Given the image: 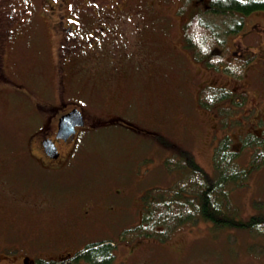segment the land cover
<instances>
[{"label": "rangeland", "instance_id": "374dc122", "mask_svg": "<svg viewBox=\"0 0 264 264\" xmlns=\"http://www.w3.org/2000/svg\"><path fill=\"white\" fill-rule=\"evenodd\" d=\"M7 1L0 0V3ZM58 1L62 2L60 12L76 14L74 17L81 21L78 30L82 37L91 35L94 27L100 32V25L107 31L98 35L101 46L83 45L80 41L67 43L62 36L75 34L66 33L57 9L48 7L44 0H20L22 6L17 13H27L30 17L23 21L16 13L23 22L18 26L16 38L10 41L6 55V74L20 86L0 91V233H4L3 238L19 244L21 251L34 258L57 254L73 241L84 245L112 237L119 243L112 249L115 258L111 264H264L261 237L242 233L238 228L215 227L203 218L183 222L166 240L149 236L122 242L119 233L137 224L140 215H88L86 220L82 215H74L77 205H82L83 212L88 203H99L102 192L111 193L112 189L116 196L111 193L113 202L109 200V203L116 206L114 211H122L118 195L128 188L130 194H136L131 207L137 212L148 185L172 186L183 176L181 168L167 169L165 164L179 146L189 148L198 162L209 169L219 135L225 130L233 140L234 123L248 119L249 115L245 114H250L252 107L264 99V54L243 77L213 76L200 71L202 65L181 51L183 27L189 19L179 11L184 0H129L128 10L120 13L113 10L118 0ZM194 8L191 6L187 14ZM4 14L0 7V16ZM111 28L113 31H109ZM244 39L252 44V38L244 36L237 38V42ZM61 61H68L66 73L70 75L65 83L73 79L66 98L71 103L79 102L91 123L96 120L101 123L94 143L86 144L82 154L76 156L62 175L32 162L29 156V166L19 160L32 125L40 123L34 100L56 99L57 89L61 87L57 65ZM119 76L123 77L120 83L116 82ZM194 76L201 78L202 84V80L215 84L219 80L238 92L251 86L248 90L255 99L251 103L247 99L243 103L224 101L223 104L232 107L231 112L220 101L209 107L201 106L198 111L199 83L192 80ZM25 88L28 94H23ZM111 115L132 124L106 125ZM220 117L224 118V125L217 123ZM225 125L231 128L226 130ZM162 132L173 143L172 149L158 138ZM251 152L247 149L242 152L244 161L250 158ZM250 177L251 174L246 186L236 190L234 196L240 207L244 206L245 199L248 213L264 212V170L261 177L259 174ZM53 182L58 194L51 193L49 198L44 190ZM10 186H21V190L16 188L13 195H8L5 192L13 193ZM23 186L41 194H24ZM21 193L19 198L30 203L13 197ZM124 207L129 211V205ZM100 212H105L102 205ZM241 215L249 216L243 215L242 209ZM146 250L153 253L151 257L149 253L148 257L144 255Z\"/></svg>", "mask_w": 264, "mask_h": 264}, {"label": "trees", "instance_id": "16d2710c", "mask_svg": "<svg viewBox=\"0 0 264 264\" xmlns=\"http://www.w3.org/2000/svg\"><path fill=\"white\" fill-rule=\"evenodd\" d=\"M206 1V4L197 5L193 0H184L179 5V11L189 18L183 27L184 41L180 44L181 51L183 53H189L188 51H190L189 54H193L198 61H205L207 65L217 69L223 66L225 70H229L227 72H234L235 75L242 77L245 65L231 52V46L227 38L229 35L239 32L242 28H246L248 26L247 22H251V17H254L256 13L264 14V0ZM44 3L55 11L57 9L63 19L66 17V12H60L61 1L44 0ZM2 6H4V3H0V7ZM191 6L195 8L192 12L190 11L191 14L189 15L187 10L191 9ZM19 19V16L16 15V22L13 24V28L17 27L15 30H18V26L23 22ZM21 19L23 20L22 16ZM17 21L19 22L17 23ZM5 24H8V22ZM1 29L3 28L0 26V31H2ZM1 40L2 36L0 37V50L3 44ZM1 59L0 55V61ZM120 77L116 82L120 81ZM71 83H73V79L67 83L68 86ZM14 86H20L17 80L9 74H0V91L5 92V90H10ZM23 90L25 92L23 94H28L27 88ZM55 98V101L46 98L37 99L36 106L39 107V112L41 113L44 110L50 112L51 107L56 105L60 97L55 96ZM236 98L237 95L229 88L208 87L201 92L200 102L201 106L209 107L217 101L225 99L235 101ZM225 108L230 112L232 110L231 107ZM38 110L37 115L40 114ZM41 115L43 117L42 113ZM41 115L39 116L41 117ZM195 115L197 116V113ZM116 117L118 121L122 120L121 117ZM218 120V124L224 125L223 117ZM121 123L132 124L129 120L124 121V119ZM225 126L226 130L231 128L230 125ZM158 138L169 149H172L173 143L169 141L170 139L166 137V134L162 132ZM218 139L213 156L211 155L212 164L209 169L204 168L198 162V157L187 147L179 146L174 150L175 155L167 157L165 163L168 166L167 169L179 167L183 172V176L172 186L153 185L150 187L148 185L144 189L143 194L145 195L142 196L146 201L145 215H140L137 224L127 226L121 230L119 234L122 242L149 236L166 240L180 224L198 218L213 222L215 227L238 228L242 230V233H252L261 237L264 242V212L254 211L248 213V208L244 203L245 199L243 200L244 206L240 207L234 196L236 190L243 189V186H246L250 174V179L256 174L262 176L264 170V138L254 132L243 138L244 148L248 151L253 150L250 158L246 161L242 158V152L245 149L241 153L233 149L231 146L233 140L229 135L222 136L220 134ZM31 143H35V137L30 140ZM32 144L31 148H33ZM176 155H182V157L180 159L173 158ZM239 156L241 157L238 158ZM7 163L8 161H5L6 166ZM241 209L243 215L249 216H242ZM244 210H246L245 213ZM104 239L85 243L86 249L80 253L81 257L94 264H111L115 258L111 251L116 248V242L117 244L119 242H115L112 237ZM76 242L73 241L69 244L73 245ZM148 253L149 251L146 250L144 255L148 257ZM152 254L149 253V257ZM56 263L54 260L43 258L39 264Z\"/></svg>", "mask_w": 264, "mask_h": 264}, {"label": "flooded vegetation", "instance_id": "af4514ba", "mask_svg": "<svg viewBox=\"0 0 264 264\" xmlns=\"http://www.w3.org/2000/svg\"><path fill=\"white\" fill-rule=\"evenodd\" d=\"M9 1V3H8ZM7 3H4L3 11L5 12L4 15L0 16V19L2 20V25L0 33L2 34V40L1 42L2 47L0 50V55L2 58V62L0 63L1 69L4 74L7 73V64H6V55L8 54V49L10 46V41L12 39L14 40L16 38V33L18 30H15L16 28H13L16 22V13L21 10V4L20 0H8ZM129 0H118L115 4L114 11L115 13H120L124 11V9L128 10L126 5L128 4ZM125 2V3H123ZM195 4H206V0H193ZM23 12V11H22ZM112 12V11H111ZM20 15L19 13H17ZM76 14H66L65 19H63L60 23H62V27L66 30L67 34H75L70 36H62L67 43H73L80 41L83 45H100L98 39V35H103L105 31H107V28L104 25H100L98 28L101 30L96 31L95 27L93 28V33L91 35H87L85 37H82V33L78 30L79 26H81V21L79 22L78 19H76L74 16ZM23 18V21L25 19H28L30 17L29 14L25 13L21 15ZM251 22H247L248 26L246 28H242L239 32L234 33L232 35H229L227 38V41L229 42L231 46V52L236 55L241 61L242 64L245 65L243 69V76L247 75L246 73L249 71V68L252 66V64L257 65L255 62L260 59V57L264 54V14L256 13V15L251 17ZM260 18H263L262 20ZM8 22V24H5ZM252 23V24H251ZM59 24V23H58ZM15 30V31H14ZM109 31H113V29H109ZM101 33V34H100ZM244 36L245 38H252V44H247V42L244 40L241 41V43L237 42V38ZM61 37L62 43H65V40ZM101 46V45H100ZM253 49V50H252ZM189 54V53H188ZM62 56V54H60ZM193 56V54H190ZM194 60L197 63H200L202 67L199 68V70H203V72H208L212 74L213 76H221L225 75L229 78L235 77L234 72H227L229 70H225L224 67L214 68L213 66L207 65L206 62L198 61L194 56ZM68 60V59H66ZM68 61L60 62L58 64V70L59 74L58 79L61 83L60 89H57V95L58 101L54 107H51L50 112H47L46 110L42 111L43 117L41 113L38 110V106L36 107L35 113L38 112V117L41 115V117L38 119V125L33 124L32 130H30V133L27 135L28 140L26 143V147L24 146L19 154L20 162L23 163V165H30L31 163L28 161L27 156L30 157L33 161H36L39 165L42 167H45L46 169H50L53 171H57L58 173H61L60 175L64 174L67 168L70 164H72V161L74 162V159L77 155L82 154V151L85 150L86 144H92L94 143L97 129L100 126L101 123L95 121V123H91L89 121L88 115L86 114V111L81 107L80 104L74 102L71 103L66 98V94L68 93V84L65 83V80L70 75L69 73H66V64ZM194 64V63H192ZM8 75V74H7ZM250 75V74H249ZM198 76V75H197ZM194 76L192 80H197L199 83L197 90L198 92L204 91L208 87H215V88H226L228 89L229 86L227 83H223L218 80V84L212 83L208 80L201 81L200 83L199 77ZM240 76V75H238ZM242 76V77H243ZM225 80V78L221 77ZM199 80V81H198ZM251 88V86H249ZM249 88H244L241 92H238L236 90H233L229 88L234 94L237 95V98L235 101L231 102H241L243 103L247 99V103H251L255 98H253V93H251ZM247 90V91H246ZM198 99V98H197ZM227 99L220 101L219 104H222L223 107H231L228 104H223V102H226ZM38 100H34V103H36ZM38 103V102H37ZM201 102L200 99L197 102V108L200 109ZM79 108L82 112L84 123L78 124L75 126V130H73L70 133H64L61 136L59 135V122L60 118L70 112L71 110ZM232 108V107H231ZM200 111V110H199ZM198 112V111H197ZM250 114L247 112L245 115L249 118L244 120L242 123H237L233 126H235V135L234 139L232 141V148L241 152L244 150V142L243 138L246 135L256 133L259 136L264 138V99L260 100L259 105H255L252 107L251 111H249ZM245 113V112H244ZM37 120V119H36ZM109 123L117 125L116 123H121V121H118L116 115L109 116V120L107 121L106 125H109ZM233 124V123H232ZM229 135L225 131V133L222 135ZM230 136V135H229ZM35 137V143H31L33 148H31L30 140L34 139ZM231 137V136H230ZM232 138V137H231ZM52 140L55 144V148H47L45 145V141ZM87 142V143H86ZM251 152V150H250ZM30 170V169H27ZM26 170V171H27ZM59 175V174H58ZM52 181H55V179H51ZM57 181V180H56ZM23 184H25L23 182ZM55 182L49 183V186L45 188L44 192L45 194H48V197L51 198L52 194L57 195L58 190L55 189L53 186ZM47 185V184H46ZM12 187L13 193H7L8 195H13L14 190L16 188H19L21 186H10ZM22 192L24 194H27L29 196L38 195L41 194V191H34L33 188H29L26 186H23ZM21 190V189H20ZM43 192V193H44ZM107 194L105 192H102L100 197V202L97 203L95 201V204H87L83 208V212L80 211V207L82 205H77L74 209V215H82V219L86 220V216L88 215H145L144 209L145 207V200L143 199V196L145 194H142L143 196L140 198V206L137 208L138 211L134 210L131 207V204L133 200L135 201V195L136 194H130L129 188L128 191L124 190L120 192V195H118V201L120 202V208L122 211H114L116 206L110 205V202H113V197L115 195L114 189L111 190V193L106 190ZM22 195H14L15 199L17 201H21L22 203H27V199L19 198V196ZM11 197V196H10ZM82 202H77V204H80ZM94 205V206H93ZM102 209L105 211L103 213L100 212ZM124 205H129L128 210L126 211V208ZM129 212V213H127ZM89 221V220H87ZM1 231V230H0ZM4 233H0V264H39L40 260L43 258H48L51 260L56 261V264H94L89 260H86L85 258L81 257V252H83L86 249V244L84 245H78L77 243L68 245L64 250L63 248L58 251L56 254H51L50 257L42 256L34 258L31 255H29L27 252L21 251L22 248H20L19 244L16 243H10L14 242L11 240H6L3 238ZM107 239V238H106ZM105 240V239H104ZM111 250V249H110ZM114 254V251H111ZM114 260V259H113ZM127 261V259H124ZM113 262V261H112ZM124 262V261H122Z\"/></svg>", "mask_w": 264, "mask_h": 264}, {"label": "water", "instance_id": "95a60500", "mask_svg": "<svg viewBox=\"0 0 264 264\" xmlns=\"http://www.w3.org/2000/svg\"><path fill=\"white\" fill-rule=\"evenodd\" d=\"M83 123L84 119L82 112L78 108H75L60 118L59 135L61 136L64 133H70L75 130L76 125ZM45 145L47 148H55V144L52 140L45 141Z\"/></svg>", "mask_w": 264, "mask_h": 264}]
</instances>
